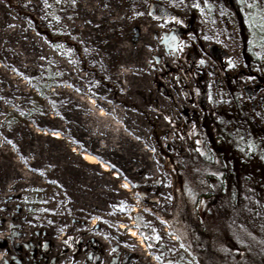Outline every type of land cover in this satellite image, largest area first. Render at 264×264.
<instances>
[{
    "label": "rangeland",
    "instance_id": "374dc122",
    "mask_svg": "<svg viewBox=\"0 0 264 264\" xmlns=\"http://www.w3.org/2000/svg\"><path fill=\"white\" fill-rule=\"evenodd\" d=\"M176 30L179 47L171 49L164 38ZM144 50L152 51V65L140 72ZM255 50L264 65V42ZM120 67L128 73L116 76ZM257 75L220 0H0V146L12 159L28 155L20 166L28 182L2 200L31 233L10 250L9 239L0 238L1 253L8 251L2 264H199L168 225L180 232L195 227L207 209L193 165L207 143L203 88L217 110L237 104L264 128ZM230 77L235 102L226 88ZM89 98L104 105H87ZM99 109L109 128L129 123L146 135L145 151H152L139 163L144 170L154 164L156 176L147 179L126 153L91 136L89 114ZM56 129L59 139L50 135ZM84 150L108 169L84 162ZM1 162L0 185H7L13 170L8 158Z\"/></svg>",
    "mask_w": 264,
    "mask_h": 264
},
{
    "label": "trees",
    "instance_id": "16d2710c",
    "mask_svg": "<svg viewBox=\"0 0 264 264\" xmlns=\"http://www.w3.org/2000/svg\"><path fill=\"white\" fill-rule=\"evenodd\" d=\"M220 2L234 19L246 66L264 85V65L255 50L264 42L259 1ZM232 79L226 88L235 102ZM203 95L207 143L193 165L204 182L197 197L206 200L207 209L195 227L169 229L199 264H264V128L237 104L230 112L217 110L207 85Z\"/></svg>",
    "mask_w": 264,
    "mask_h": 264
},
{
    "label": "bare ground",
    "instance_id": "6f19581e",
    "mask_svg": "<svg viewBox=\"0 0 264 264\" xmlns=\"http://www.w3.org/2000/svg\"><path fill=\"white\" fill-rule=\"evenodd\" d=\"M139 48L143 49L142 46L138 45ZM145 56H144V61L141 62V69L144 70L147 67H150L152 65V61L148 60L149 55L152 54V51L150 50H144ZM148 60V61H147ZM135 71V69L133 70ZM128 72L126 71L125 68H118L115 71L116 76H123L127 74ZM78 82H75V86L82 91H86L87 87L85 86H79ZM89 102L91 104L87 105H104L100 102L94 101L92 98H89ZM107 105V109L109 112H111L115 118H121L124 117V113L120 110L117 109V107L105 104ZM165 106V103L162 101L160 102L159 109ZM102 110L99 109V114H94L90 113L89 115L90 118L95 121L93 124H95V127H91L92 129V137L95 138H101L103 139L101 141V147L105 149H109L115 153L121 154L122 156H125L123 154H127V159L132 160L134 162V165H136V168L138 170H143L144 173L147 176V179L150 177H154L157 175L156 168L154 167V164H151L148 166L149 170H144V167L142 164L139 163V161H143L144 158L147 157V153H150L152 150L149 149L148 152L145 151V149L148 148L149 141L147 140L146 135L137 127L132 124H127L125 126V130L123 129H112L109 128L106 123H102L100 121V118L98 116H101ZM126 114V113H125ZM125 118V117H124ZM127 130V132H126ZM51 137L59 139L61 137V134L59 130H53L50 132ZM123 148H126V152H123ZM12 151L7 149L4 146H0V163L1 158H8L10 160L9 164H7L8 168L10 167L12 171V174L14 177H10L9 180L7 181V185H0V238H8L9 243L6 246L7 250L12 249L13 247L18 246L19 244L25 242L29 238L30 231L28 230V227L24 225L22 221H17L15 219L16 217V212L13 210V204H9L8 201L2 200L6 197H9L12 194H15L14 190L15 188L21 184V183H27L28 182V172H26V168L20 169L21 164H27L28 162L26 160V157L28 156L26 153H23L22 156L18 159H12ZM81 158L84 162L89 163V164H98L100 169L103 171H106L108 169V164L102 160H99L95 154H93L90 151H82L81 152ZM148 159V158H147ZM132 169H134V166H132ZM113 176H117V173L114 172ZM127 184L126 182H124ZM17 193V192H16ZM16 195V194H15ZM19 216V214H18ZM120 228H123L124 225L120 223L119 225ZM20 234L19 239H12L11 236L14 234ZM127 233L135 237L136 235L133 234L134 230L129 229ZM137 240L140 241V244L142 245L143 242L141 241L140 238ZM56 246H60L61 243L57 241ZM5 251V250H4ZM8 256V251L7 253L2 252L0 250V264H2V260ZM79 260H82V257L79 258Z\"/></svg>",
    "mask_w": 264,
    "mask_h": 264
},
{
    "label": "snow or ice",
    "instance_id": "6c2138e0",
    "mask_svg": "<svg viewBox=\"0 0 264 264\" xmlns=\"http://www.w3.org/2000/svg\"><path fill=\"white\" fill-rule=\"evenodd\" d=\"M73 3H75V0H73ZM195 7H199V5H195ZM173 19H175V17H173ZM180 21H177V23H179ZM261 27L262 28H264V17H261ZM172 41H175V37H171L170 38ZM206 39H207V37H206ZM251 43V42H250ZM170 46H172V47H174V48H178L179 47V45H176L175 43H173L172 45H170ZM205 61L204 60H201L200 61V63L201 64H203ZM229 67H233V64L231 63V62H229V65H228ZM128 185H124V187H127ZM127 209L123 206V204H121V206H120V211H122V212H124V211H126ZM143 218L142 217H140L139 215H137L136 217H135V220L138 222V221H140V220H142ZM137 227H139V224H137ZM133 234H135V233H133ZM141 235L144 237V240H146V241H148V240H151L153 237L152 236H150V235H145L144 233H141ZM155 239H157V240H159L160 239V237H159V235L157 234V235H155V237H154ZM148 246L149 247H151V244L149 243L148 244Z\"/></svg>",
    "mask_w": 264,
    "mask_h": 264
},
{
    "label": "water",
    "instance_id": "95a60500",
    "mask_svg": "<svg viewBox=\"0 0 264 264\" xmlns=\"http://www.w3.org/2000/svg\"><path fill=\"white\" fill-rule=\"evenodd\" d=\"M180 34V31L179 30H176L175 32H170L165 38H164V41L168 44V47L171 48V49H176L170 45H172L173 43H177V35ZM171 37H175V41H172L170 38Z\"/></svg>",
    "mask_w": 264,
    "mask_h": 264
}]
</instances>
